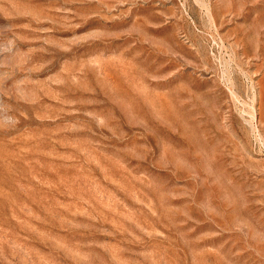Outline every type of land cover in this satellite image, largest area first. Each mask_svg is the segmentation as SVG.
<instances>
[{"label":"rangeland","instance_id":"374dc122","mask_svg":"<svg viewBox=\"0 0 264 264\" xmlns=\"http://www.w3.org/2000/svg\"><path fill=\"white\" fill-rule=\"evenodd\" d=\"M0 264H264V0H0Z\"/></svg>","mask_w":264,"mask_h":264}]
</instances>
